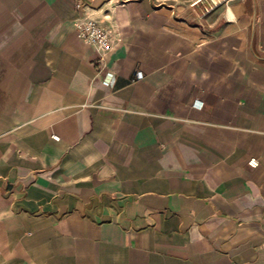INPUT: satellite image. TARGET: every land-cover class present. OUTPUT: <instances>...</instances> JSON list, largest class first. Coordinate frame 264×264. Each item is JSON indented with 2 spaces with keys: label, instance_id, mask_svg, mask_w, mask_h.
Returning <instances> with one entry per match:
<instances>
[{
  "label": "crops",
  "instance_id": "1",
  "mask_svg": "<svg viewBox=\"0 0 264 264\" xmlns=\"http://www.w3.org/2000/svg\"><path fill=\"white\" fill-rule=\"evenodd\" d=\"M0 264H264V0H0Z\"/></svg>",
  "mask_w": 264,
  "mask_h": 264
},
{
  "label": "built area",
  "instance_id": "2",
  "mask_svg": "<svg viewBox=\"0 0 264 264\" xmlns=\"http://www.w3.org/2000/svg\"><path fill=\"white\" fill-rule=\"evenodd\" d=\"M76 10L82 9L80 2H75ZM73 26L76 31V36L84 44L91 47L97 54L96 64L98 66L104 65V56L109 52L116 43L117 30L114 26H104L98 20L93 18L90 14L84 13L78 15L73 20ZM141 74L136 73V78H140ZM113 81V74L108 73V83ZM248 164L252 167L257 166V160L251 158Z\"/></svg>",
  "mask_w": 264,
  "mask_h": 264
}]
</instances>
